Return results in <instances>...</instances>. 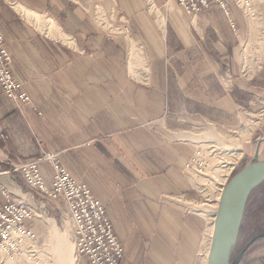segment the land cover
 <instances>
[{"label": "crops", "instance_id": "1", "mask_svg": "<svg viewBox=\"0 0 264 264\" xmlns=\"http://www.w3.org/2000/svg\"><path fill=\"white\" fill-rule=\"evenodd\" d=\"M226 1L229 14L216 2L190 13L176 0H0L13 69L32 98L19 109L0 85V184L30 200L11 162L57 151L111 216L122 264L142 262L137 233L152 239L149 264L208 263L197 222L176 219L157 198L189 193L188 132L235 126L241 105L258 89L264 97V63L255 76L240 72L241 47L264 32V1L255 15ZM97 13L128 25L131 36L108 33ZM41 171L51 184L52 165L42 162ZM254 248L234 264H264V245Z\"/></svg>", "mask_w": 264, "mask_h": 264}, {"label": "rangeland", "instance_id": "2", "mask_svg": "<svg viewBox=\"0 0 264 264\" xmlns=\"http://www.w3.org/2000/svg\"><path fill=\"white\" fill-rule=\"evenodd\" d=\"M98 14L99 13H97V15ZM96 17L101 21L99 23H102L111 35H116L118 37L123 36L124 39L127 35L131 36L128 25H125L123 22H115L114 20H111L109 16L101 17V13ZM111 27H118L121 29V32L119 31L117 33V31L115 32ZM235 27L236 25L234 28ZM241 50L240 57L242 69L240 72L246 76H255V74L260 71L258 70V67L264 63V32H262V35L258 38H251L245 41ZM132 54L136 58L135 60L139 58V54L135 50H133ZM221 79L226 80L227 75L225 74ZM227 88L232 90L234 88L233 84H230ZM258 90L257 92H254L255 96L253 97V100L255 101H252L247 105H241L237 111L238 121L235 126L221 128L206 124L202 125V127L196 132H192L189 129L191 132H188L186 136L189 142L193 140L194 153L199 147H202L203 152L209 155V161L213 168L211 171L209 170L205 175L201 176L190 175L186 170L185 178L189 182V193H162V195L159 194L157 198L159 203L171 205L172 210L176 212L171 215L176 219H181L184 218L185 215H189V217H192L194 221L197 222V226L200 227L199 244L202 245L200 252L202 254L204 253V255L207 252V248H211V242L209 244V236L210 234L213 235L212 232L214 230L215 216L221 198V196L218 198L220 193L217 196L214 194L216 186L221 182L227 183L233 173L241 169L243 164L252 162L257 150H259L258 158L264 159V147H262V144L260 143L264 141V97L261 98L259 96L261 94ZM258 142L259 144H257ZM237 152H242L241 156L233 163L230 171L225 174L227 162L234 161L232 158L235 157L234 153ZM39 156L34 158H38ZM20 161H12L11 163H17ZM222 162H224V164ZM228 174L230 175L226 181L224 175ZM20 179L25 188L33 190L32 196L29 198L30 200L27 199V201L36 208V216L34 219H31V227L37 234V236L33 238V241L36 243L39 250H37L38 252L36 251V255H34L36 260H34V264H52L54 262V256L52 255L53 251L50 249L52 247L49 238V226L46 222L47 217L55 220L58 231L67 237L73 251H75L72 221L67 213L66 205L63 202L45 198L38 193V191L29 187L22 176ZM8 188L13 191L10 187ZM208 192H211L213 196H208ZM243 218L240 234H237L233 246L231 264H234L237 261L238 254L242 251L243 247L253 239V237L257 236L256 240L252 242V244L254 243L255 248L264 245V182H262L251 193L247 201ZM174 232L177 233L176 231ZM137 235L135 249H138L137 254L139 255L141 253L142 257V262L139 264H149L147 261V253L154 245L152 243L146 244V241L151 242L152 239L150 235H148V238L145 240L140 236V233H137ZM162 241L163 246H167V243L163 238ZM28 253L31 254L33 252ZM1 254L2 252L0 253V264H11L10 260ZM199 257L202 258L200 255ZM1 259H3L4 262ZM120 264H122V261ZM195 264H200V260L197 259Z\"/></svg>", "mask_w": 264, "mask_h": 264}, {"label": "built area", "instance_id": "3", "mask_svg": "<svg viewBox=\"0 0 264 264\" xmlns=\"http://www.w3.org/2000/svg\"><path fill=\"white\" fill-rule=\"evenodd\" d=\"M190 13L208 9L214 2L229 14L226 0H176ZM249 15H255L259 2L263 0H235ZM233 27L235 22L232 21ZM0 85L6 95L19 108L32 104L31 94L24 88L23 82L13 69V55L6 44V37L0 26ZM209 155L199 147L186 165L187 173L201 176L213 168ZM49 162L54 169V178L49 184L41 171V162ZM224 164V162H222ZM12 171L19 173L26 184L50 200L63 202L72 221L75 243L74 264H120L124 255V246L119 240L111 217L102 202L93 194L90 187L78 181L63 164L59 152L44 149L38 158L13 163ZM229 175H224L225 180ZM218 182V181H217ZM225 182L219 183L214 190L215 196L222 191ZM5 197L0 201V251L10 246L8 254H14L23 248L25 237L37 236L27 220L34 218L36 208L27 201L14 197L13 192L0 184ZM208 196H213L208 192ZM220 196L218 198H220ZM211 199V198H209ZM218 200V199H217ZM219 201V200H218Z\"/></svg>", "mask_w": 264, "mask_h": 264}, {"label": "water", "instance_id": "4", "mask_svg": "<svg viewBox=\"0 0 264 264\" xmlns=\"http://www.w3.org/2000/svg\"><path fill=\"white\" fill-rule=\"evenodd\" d=\"M259 150L254 160L243 164L233 173L224 186L219 208L215 216L207 264H231L233 246L242 222L247 201L251 193L264 182V159H259ZM257 236L243 248L242 253L256 240Z\"/></svg>", "mask_w": 264, "mask_h": 264}, {"label": "bare ground", "instance_id": "5", "mask_svg": "<svg viewBox=\"0 0 264 264\" xmlns=\"http://www.w3.org/2000/svg\"><path fill=\"white\" fill-rule=\"evenodd\" d=\"M242 3H245V0H243ZM241 154H242V152L234 153L235 157L232 158L234 161H228L227 160L228 162L226 164L227 166L225 169V174H227L230 171L233 163L237 160V158H239L241 156ZM223 190H224V188H223ZM222 193H223V191H222ZM220 200H221V198H220ZM35 216H34V218H35ZM34 218H32V219H34ZM46 222L49 226V238H50V243H51V247H52L50 249L53 251L52 255L54 256V262L53 263L51 262V263L52 264H74L75 263V251H73V248L71 247L69 241L67 240V237L58 231L54 219L47 217ZM212 233H214V230ZM212 237H213V235L210 234L209 244H210V242L212 243ZM37 247L38 246L33 241V238L31 236H26L24 246L22 249H20V251L9 255L7 250L10 251L11 247L7 246L5 248V250L2 249L0 251V253L2 252L1 255L6 257L7 259H9L11 264H34L35 263L34 262V260H35L34 255H36V251L38 250ZM28 252H33V253L30 254ZM1 260H3V259H1ZM3 262H4V260H3Z\"/></svg>", "mask_w": 264, "mask_h": 264}]
</instances>
